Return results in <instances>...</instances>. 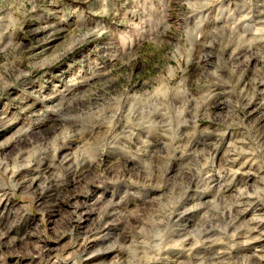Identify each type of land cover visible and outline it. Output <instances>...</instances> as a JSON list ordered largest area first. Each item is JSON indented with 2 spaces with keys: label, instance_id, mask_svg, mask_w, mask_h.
Returning <instances> with one entry per match:
<instances>
[{
  "label": "rangeland",
  "instance_id": "rangeland-1",
  "mask_svg": "<svg viewBox=\"0 0 264 264\" xmlns=\"http://www.w3.org/2000/svg\"><path fill=\"white\" fill-rule=\"evenodd\" d=\"M153 3L155 11L145 0H7L9 6L0 11V17H4L0 19V34L4 37L0 49L6 48L0 52V76L7 83L0 90V142L10 138L13 142L0 150V158L25 136L48 133L54 127L50 120L59 109L53 106L60 98L71 99L84 88L87 78L93 85L90 91L96 95L126 96L135 92L137 97L147 101H151L149 95L153 93L161 100L166 97L174 117L172 127L176 137L179 134L202 135L206 145L203 150L216 153L226 168L230 158H236V164L230 167L233 171L227 169L222 182L229 190L221 204L236 200L246 177L249 191L256 190L264 177V117L261 118L264 113V59L255 53L264 51V37L249 50L247 41L235 34L236 31L224 30L215 37L212 46H208L212 37H201L189 54L185 25L190 19L183 0H153ZM242 8L253 10L252 16L260 14L264 17V0H221L196 15L211 21V27L205 25L206 32H211L224 18L236 23V14ZM149 15L155 31L142 24ZM13 21L22 22V29L12 30ZM97 23L108 29L104 36L84 43L73 40L72 33L78 25L87 30ZM251 33L253 31L249 30L248 34ZM129 39L133 43L129 44ZM222 43H227L228 47L221 53ZM65 45L71 50H66ZM40 62H44L43 66H38ZM214 72L216 75H212ZM247 99L253 100L246 108L253 109V113L249 115L250 119H240L238 115L244 114ZM197 102L201 103L198 110ZM182 104L187 105L184 115L175 117ZM167 120L164 131L155 132L161 152L168 143L166 136L170 134H166ZM21 131L25 135H19ZM139 139L133 144L134 151L139 146ZM63 152L65 154H59L57 160L66 155V150ZM195 161V156L185 160L186 163ZM132 163L134 161L128 163V174H131ZM259 169L261 172L257 174L255 171ZM30 171L32 169L24 170ZM55 171L50 166L44 174L51 175ZM113 171H116L115 166ZM243 171L249 173L245 175ZM181 173L182 170L177 174L170 172L168 183L177 182ZM136 178L143 181V176ZM14 182L20 183V180ZM200 184L198 188L193 185V191L183 199L189 207L202 201L197 193L205 187ZM20 185L14 192L10 187H0V210L5 207L12 210L15 221L29 227L30 236L23 247L0 256V264H74V258H78L79 264H110L119 258L117 250L105 254L98 252L90 258L80 251L81 234L85 228L97 224L101 210L109 204L107 196L99 195L108 185L70 182L66 190H60L55 206L50 204L48 192L42 194L36 187ZM146 190L160 196L166 192V186ZM26 196L32 199H26ZM77 203L79 208L75 207ZM261 203L264 206V201ZM138 208L141 210L137 211ZM112 211L110 238L120 237L119 245L127 247L130 241L124 233L139 231L138 227L144 223L141 217L146 213L143 206L123 203L118 206L115 203ZM251 212L249 209L248 214L242 215L240 222H249ZM200 215L197 211L191 212L184 220L181 217L169 227L174 226L173 229L181 230L183 234L192 231L195 236L211 223L210 220L206 225L198 222ZM121 217L125 218L124 222L119 220ZM218 221L211 225L223 226L231 220ZM101 223L106 225L107 221ZM115 245L117 247L118 243ZM172 250L174 254L169 260L181 261L185 251L178 247ZM166 259L157 264H170Z\"/></svg>",
  "mask_w": 264,
  "mask_h": 264
},
{
  "label": "clouds",
  "instance_id": "clouds-1",
  "mask_svg": "<svg viewBox=\"0 0 264 264\" xmlns=\"http://www.w3.org/2000/svg\"><path fill=\"white\" fill-rule=\"evenodd\" d=\"M145 2L155 11L153 0H145ZM220 2L221 0H183L184 6L189 10L190 23L185 25L189 54L195 50L201 37H212L208 41V46H212L215 43V37L222 34L223 30L216 28H212L211 32H206L205 25L211 27V21L207 17L196 15ZM8 6L7 0H0V11ZM32 10L34 11L35 7ZM248 18L247 16L241 17L231 26V31L235 33L237 25ZM142 24L147 25L151 31L156 30L151 15L142 21ZM22 27V22L13 21L12 30L22 29ZM107 31L108 29L102 23H97L87 30L78 25L72 33V38L74 41L84 43L91 38L98 39L104 36ZM255 36H264V21L261 22V27L256 29ZM3 42L4 37L0 34V44ZM128 43L131 44L133 41L129 39ZM255 44L256 40L253 39L247 41L246 46L251 50ZM12 47L19 46L13 45ZM227 47V43H222L221 53ZM65 49L71 50V47L65 45ZM4 51L6 48L0 49V52ZM125 53L127 54L126 48ZM116 55L119 56L120 53L117 52ZM255 55L264 59V51L258 50ZM43 64L44 62H40L38 66H43ZM6 86L7 83L3 76H0V90ZM92 88L93 85L88 83L86 78L84 88L76 92L70 100L66 99L55 112L50 120L54 127L48 133L36 132L25 136L16 142L10 152H4L3 158H0V187H10L14 192L20 187V183L28 188L39 180L38 190L42 194L48 192L49 202L55 206L61 195L60 190H66L70 182H75L77 185L81 182L85 185L96 184L101 187L108 185L109 187L99 193L101 196H107L110 202L105 205V210L112 206V201H115L117 206L121 203L143 206L146 215L141 217L144 223L138 227V230L158 241L159 243L153 247L159 249L167 232V229H161L159 224L173 214L188 209L189 205L180 207L183 199L193 191V185L199 187L201 179L205 177L206 169L213 164L214 158L207 150L189 152L190 144L183 147L176 145L177 137L172 127L174 117L167 105L166 97L161 100L153 93L149 96L152 103L145 105L139 102V97L135 92L126 96L96 95L90 91ZM186 107V104H182L181 108L175 112V117H182ZM200 107L201 103L197 102V110ZM161 110H164L163 114L168 118L165 126L166 134L170 133L167 135L168 143L163 146L164 151L162 152L159 151L160 145L152 139V133L157 126L149 122V118ZM141 132L144 135L139 139V146L134 151L133 144L138 139L137 134ZM12 142V138L6 142H0V150L6 149ZM62 149L66 150V155L57 160ZM188 156H195V163H186ZM130 161L134 163L131 166V174H128L127 166ZM50 166L56 171L51 175H45V171ZM114 166L116 171H113ZM25 169H32V171L20 177V183L14 182L17 174ZM181 170L182 173L177 182L168 183L171 179L170 172L177 174ZM223 171V169L220 170L221 173ZM140 176H143V181L136 178ZM165 186L166 192L160 196L146 190L148 187L164 188ZM50 189L54 190L50 191ZM240 192L244 195L246 190L241 189ZM26 199L31 200L32 197L26 196ZM75 207L79 208V203ZM212 207L219 217H223L225 214H230L237 204H221L213 200ZM53 210H55L54 207ZM140 210V208L137 209V211ZM102 220L101 216L98 223ZM104 227L106 225L100 223L95 233L103 232ZM221 231L227 234L226 227ZM95 233L92 238L100 239L101 237ZM29 236V227L22 222L17 223L12 210L7 207L0 210V256L5 252H14L23 247ZM234 236L235 234L233 238ZM219 242L222 241H213V243ZM248 242L247 239L244 241V243ZM122 250L133 252L135 255L134 246L124 247ZM98 251L100 249L92 250L89 258ZM74 264H79L78 258H74ZM128 264H133V261H128Z\"/></svg>",
  "mask_w": 264,
  "mask_h": 264
},
{
  "label": "bare ground",
  "instance_id": "bare-ground-1",
  "mask_svg": "<svg viewBox=\"0 0 264 264\" xmlns=\"http://www.w3.org/2000/svg\"><path fill=\"white\" fill-rule=\"evenodd\" d=\"M260 12H262V10H260ZM252 14H253V10H247L242 8L241 10L238 11V13L236 14V16H238L237 18L238 21L241 19V18L239 19V17L247 16L249 18L243 20L241 24H239V26L237 25L235 34H238L239 37H241L244 41H251L255 39L257 42L260 41L262 37H264V36H255L256 29L261 27V22L264 21V17L260 14H258L259 17L257 16V14H255L254 16H252ZM223 20L224 21L221 24L216 23V25H214L213 28L222 29L223 31L224 30L231 31V26L235 24V22L233 23L232 20L225 18ZM249 30L253 31V33L248 34ZM204 38L206 39L207 37ZM65 100L61 98L58 99V102L53 106V108L54 107L60 108ZM247 100H246L247 102L245 101L246 103L244 104V109H245L244 114L238 115L240 119L247 117L249 118V115L253 113V109L252 110L246 109L253 100L252 99H247ZM139 102L145 105H149L152 103V101L143 100L142 98H139ZM163 112L164 110H161L159 113H155L149 118V122L154 123L157 126L152 133V139L157 144L159 143V140L155 136V132L157 130L158 131L163 130L164 121L167 119V117L163 114ZM263 117H264V113L261 114V118ZM19 135H25V132L21 131ZM143 135H144L143 132L138 133L139 138H141ZM204 142H205V138L202 135L197 136L195 133L179 134L177 135L176 145H178L179 147H183L186 144H190L189 151L195 152V151L203 150V148H205L206 145ZM61 153H63V155L65 154L63 150H61L59 154ZM212 156L214 158L213 164L210 165L208 169H206L205 177L201 179L200 185L204 186L205 189L202 192L197 193L198 194L197 196L200 197L202 201H199L194 205H192L191 207H188L186 211L178 212L176 214H173L170 218L166 220H162V222L159 224V227L161 229L166 228L167 232L165 234L163 244L160 246L159 249H155L153 247V245L159 243L158 241L154 240L149 236L144 235L140 231L134 232V234L128 233V231L124 233L125 234L124 236L128 237V240L130 241V244L127 247L134 246L135 255L133 254V252L122 250V248H124L125 246L119 245L120 237H116L115 240H112V238H110L111 237L110 235L112 234L111 233L112 224L110 223V220L111 217L114 215L112 209L115 206V203L112 201L111 207H108L106 210L104 208L100 212L99 219L101 216L103 217V220L100 221V223L103 221H107L106 227H104L103 232H100V234L95 233L96 228L100 226V223L98 222L95 226H92L89 229L85 228L86 230H84L83 233L81 234L82 241H81L80 251L84 253L86 256H89V253L92 252V250L94 249H100V251L98 252L101 254L103 253L105 254L112 250H117L119 252V258L115 262L110 264H128V261L130 260L133 261V264H137V259H138V264H157L160 260L165 259V257L168 258L166 260H169L171 256L174 254L172 248L178 247V248H182V250L185 251L183 259L181 261L176 260L175 263L174 260L172 261L169 260L170 264L172 263L173 264H264V206L261 203L262 201H264V177L261 179V181L256 187V190L253 193L249 191V184L247 185L248 182L246 180L247 177L244 178L245 179L243 181L244 186L243 188H240V190L244 189L246 190V192L244 195H241V192H239V195H236L237 196L236 200L233 203H236L237 207H234L230 214H225V216L219 217V214L216 213L212 208V201L216 200L217 203H222V201H224L225 199L224 194L228 192L229 187H227L225 183L223 184L222 182L223 179L225 180L226 177L225 174L227 172V169L228 172L233 171V168L231 169L230 167H233L236 164V158L232 159L229 157L231 160L228 161L229 166L228 168H226L225 165H223L221 161L218 160L216 153H213ZM221 169L224 170L223 173L220 172ZM255 172L258 174L261 172V170L259 169L256 170ZM243 173L246 175V173L248 174L249 171H243ZM25 175L26 172L21 171L20 173L17 174L15 180H20V177H23ZM38 182L39 180H36V182L31 186L37 188V185L39 184ZM221 189H223V191H221ZM50 191H52V189H50ZM184 205H186V203H184L183 201L180 207L183 208ZM249 209L252 210V212L250 213L251 214L250 221L246 223L240 222L241 216L248 214ZM211 210L213 211L211 212ZM196 211L198 214L201 213L198 220V222H200L201 224L205 223L206 225V223H208L209 220L211 223H214L216 222L217 219L219 220L218 222H220L224 218L225 219L229 218V220L231 221L230 222L228 221L229 223H225L226 221L225 220L224 221L225 224L223 226H219L218 224L217 226H213V224L211 225L210 223V226L207 225L206 227L202 228L197 232L195 236L191 234L192 231L183 234V232L181 233V230L173 229L174 226L169 227L170 224L172 225L174 221L180 219L181 217H182L181 219H183L187 217V215H189L191 212H196ZM119 220L124 222L125 218L121 217L119 218ZM225 227L227 229V234L221 231V229ZM93 233H95L96 235L98 234L97 236H100L101 238L100 239L92 238ZM233 234H235L234 238H233ZM138 236H140V239H136V237ZM85 237L88 238L86 239ZM246 239L249 241L248 243H244ZM216 240H220L222 242L213 243V241ZM115 243H118L117 247Z\"/></svg>",
  "mask_w": 264,
  "mask_h": 264
}]
</instances>
